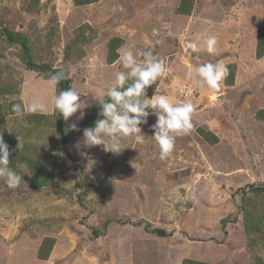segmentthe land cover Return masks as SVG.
<instances>
[{
    "label": "rangeland",
    "instance_id": "374dc122",
    "mask_svg": "<svg viewBox=\"0 0 264 264\" xmlns=\"http://www.w3.org/2000/svg\"><path fill=\"white\" fill-rule=\"evenodd\" d=\"M178 5L0 0V137L9 146L8 167L22 177L14 189L0 178V264L264 261V242L247 238L237 209L241 197L255 201V210L264 207V196L254 193L264 187V122L255 118L264 108V58L255 57L264 0H195L189 15L177 14ZM7 33L27 38L35 65L60 69L85 107L67 121L54 113L51 101L59 89L45 82L51 71L28 70L23 48ZM212 35L217 44L209 53L204 40ZM113 40L121 43L109 64ZM189 41L199 51L187 49ZM129 46L165 62L167 70L146 89L147 98L162 94L194 106L192 129L176 137L165 159L152 139L154 115L140 125L143 144L126 138L114 154L84 143L83 132L93 127V112L108 99L115 73L126 71L118 57ZM206 62L233 66L232 85L227 78L218 92L197 87L188 73ZM16 101L23 115L9 111ZM33 103L40 106L36 112L28 110ZM200 131L218 142L210 145ZM56 165L48 186L32 185L49 182L44 167ZM45 239L52 247L41 260Z\"/></svg>",
    "mask_w": 264,
    "mask_h": 264
},
{
    "label": "clouds",
    "instance_id": "9594fccd",
    "mask_svg": "<svg viewBox=\"0 0 264 264\" xmlns=\"http://www.w3.org/2000/svg\"><path fill=\"white\" fill-rule=\"evenodd\" d=\"M204 44L207 52L213 53L216 50L217 39L214 35L208 36ZM185 47L192 52L199 51L196 42L189 41ZM118 62L126 71L115 73L113 85L106 92L108 99L100 104L102 110L99 115L103 118L98 119L94 127L84 130V143L88 146L102 145L105 151L118 154L124 149L122 141L126 138L131 137L138 144L144 143L145 136L140 125L147 123L149 115H154L156 123L152 125L154 133L152 139L158 147L160 159H165L174 149L176 137L187 134L192 129L194 106L191 103L174 104L162 94H155L150 99L146 97V89L167 70L164 60L154 56L151 50L134 51L131 46L123 47ZM188 75L201 90L218 92L221 81L229 75V68L223 62H206L193 65ZM63 79L64 73L58 71L49 74L45 82L55 90ZM80 96L71 88L60 90L51 101L53 112L59 113L60 117L67 121L85 107ZM39 107L33 103L28 110L36 112ZM12 111L17 115H23L24 107L19 103L13 104ZM83 116L84 113L81 111L77 119H83ZM71 128L78 130L75 124L71 125ZM17 139L18 150L22 144L19 138ZM9 156V146L0 137V178L5 180L9 188L14 189L21 184L22 177L8 167Z\"/></svg>",
    "mask_w": 264,
    "mask_h": 264
},
{
    "label": "trees",
    "instance_id": "16d2710c",
    "mask_svg": "<svg viewBox=\"0 0 264 264\" xmlns=\"http://www.w3.org/2000/svg\"><path fill=\"white\" fill-rule=\"evenodd\" d=\"M99 0H73L74 4L79 6V5H85V4H90L93 2H98ZM195 0H179V5L176 9V13L179 15H189L190 12L192 11L193 5H194ZM7 39L9 40L10 43H17L19 44L22 48H23V55H22V59L25 63V66L28 67V70H32V71H36L38 73H46L48 71H51L49 66L46 65H35V62H33L31 56L29 55V52L31 51V47L29 45V42L27 40V38L25 36H13L12 33H7L6 34ZM120 41L117 40H113L110 41L108 44V54H107V62L109 64L113 63L116 59H117V53L116 50L118 48V46L120 45ZM68 51L71 50V48H67ZM255 57L257 59H263L264 58V26L260 27L258 29V42H257V48H256V52H255ZM229 68V75L227 76L228 80L226 81V84L228 86H231L233 83V66L228 67ZM58 71H61L60 69H55L51 71L52 73H56ZM226 78V79H227ZM68 88H70V80L65 78L59 83L58 85V89L60 90H67ZM0 93H1V89H0ZM17 102L19 103L20 101H16V102H12L9 103L7 106L9 108L10 112L12 111V105L13 104H17ZM21 104V102L19 103ZM96 110H94L93 112V116L94 119L92 121H90L89 125L93 126L95 125V122L98 119H102L103 117L99 115V113L101 112V105L98 107L96 106ZM59 113H57L58 115ZM60 116V115H59ZM58 116V117H59ZM54 119H57L54 115L52 116ZM92 117V116H91ZM255 118L259 121L264 122V108L259 109L256 113H255ZM199 131V130H198ZM207 143H209L210 145H214L216 144L217 138L212 135L211 133L208 132H203L200 131L199 134ZM58 168V165L56 166H45V172L47 174V176L49 177V182L44 180H37V181H33L32 185L35 188H40L43 186H48V183L52 182V180L54 179V173L56 171V169ZM254 193L257 195L262 194L264 196V187L259 188L254 190ZM255 204V201H253L251 198L249 197H241V205L237 207L239 213L242 216V227L244 229V232L248 238V236L251 239H255L257 240V237H260L262 239V243L264 242V207H261L258 210H255L253 208V204ZM159 234H161V232H158ZM49 239H45L43 242V246H42V250L48 251V253H44V255H42L41 253V249H40V259L41 260H46L47 257L49 256V251L51 250L52 245H50ZM181 264H203V263H199L197 261L194 260H183ZM261 264H264V261L261 262Z\"/></svg>",
    "mask_w": 264,
    "mask_h": 264
}]
</instances>
